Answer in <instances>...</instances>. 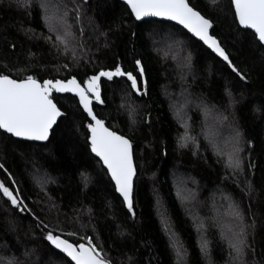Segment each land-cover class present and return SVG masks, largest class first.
Instances as JSON below:
<instances>
[{
	"label": "trees",
	"instance_id": "16d2710c",
	"mask_svg": "<svg viewBox=\"0 0 264 264\" xmlns=\"http://www.w3.org/2000/svg\"><path fill=\"white\" fill-rule=\"evenodd\" d=\"M49 1L69 8L80 2ZM190 2L214 20L212 34L248 75L247 81H240L222 59L178 25L154 19L138 22L122 0H87L79 20L70 13L68 46L55 42L37 0H31L30 10L24 0L20 6L15 0H0V68L11 70L13 78L76 76L83 84L88 76L120 64L140 80L134 63L140 59L147 82V95H138L127 78H104L105 103L93 105L106 126L133 141L135 218L91 152L89 118L77 98L53 95L67 116L45 144L18 140L0 130V181L19 189L31 209L19 213L0 193V261L73 264L45 239L52 230L73 243L91 237L112 264H240L217 226L216 215L220 218L226 206L218 200L224 197L239 205L245 225L254 222L247 228L246 264H264V49L257 48L252 31L238 25L230 0H218L214 6L209 0ZM167 35L184 43L190 69L158 50L156 39ZM140 86L145 87L143 81ZM226 87L236 103H229ZM203 104L215 119L228 123L231 136L234 129L241 133L243 167L235 174L204 137ZM187 130L195 147L181 146ZM248 182L255 189L251 195L246 194ZM40 220L43 224L37 227ZM200 238L208 242L207 255ZM174 242L184 250L181 260Z\"/></svg>",
	"mask_w": 264,
	"mask_h": 264
},
{
	"label": "snow or ice",
	"instance_id": "6c2138e0",
	"mask_svg": "<svg viewBox=\"0 0 264 264\" xmlns=\"http://www.w3.org/2000/svg\"><path fill=\"white\" fill-rule=\"evenodd\" d=\"M15 2L17 6H20V0H15ZM86 3L87 0H80L79 3L73 2L70 8L67 4L49 5L45 2L39 4V7L43 10L42 18L48 24L49 31L57 33L55 42L65 43L66 46L65 35L60 34L61 29L69 27L67 21L70 13L73 14L76 20L81 18ZM217 3L218 0H209L210 6ZM126 4L137 21H143L145 17H162L182 25L183 28L207 45L218 57L222 58L240 81L244 82L249 79L248 75L233 63L230 52L221 43L220 39L211 34L210 30L214 27V20L202 14L201 10L194 6L190 0H126ZM230 4L234 8L233 15L238 25L253 30L257 48L264 49V0H230ZM23 6L26 10H30L32 7L31 0H24ZM52 9H55L56 17L51 15ZM47 39L51 40V37ZM134 63L140 80L133 72L125 71L120 64H116L114 69H101L96 74L88 76L83 84L77 80L76 76L66 79H43L38 78L36 75L13 78L11 70L6 71L4 68H0V130L17 138L47 141L53 126L58 123V118L67 116V113L62 110V106H58V103L54 101L52 93L75 94L80 108L89 118L86 128L90 133L88 141L91 152L99 158L106 168L107 174L114 184L115 191L122 197V202L132 218L136 217L134 182L137 176V169L133 161V141L128 136L106 126L105 120L94 111L93 102L105 103L101 95L100 82L102 77H106L108 80L113 77H127V80L130 81V87L135 93L147 95V82L144 80L145 69L142 61L136 59ZM141 81L145 84L144 88L140 86ZM225 92L229 97V103H236L231 90L226 87ZM223 119L226 120L227 117H223ZM233 138L235 147L228 156V167L235 174L243 167V158L240 155L242 137L238 129H234ZM190 140L193 147H195L196 141L185 132L180 137L181 146L188 147ZM3 168L4 165L0 164V169ZM224 179H229V176L226 175ZM246 189L247 195H251L255 191L250 182L246 184ZM0 193L7 198L11 206L19 213L31 212L28 205L24 203V198L21 196L19 189H12L0 181ZM52 207L54 208L55 205L53 204ZM230 207L233 210L238 229L230 234V247L235 252L233 259L238 260L240 264H246L244 260L245 250L250 247L247 242V228L253 227L254 222L251 225H245L244 213L239 205L231 204ZM33 215L35 214L33 213ZM36 219L39 220V217H36ZM41 224H43L42 220L39 221L37 227ZM43 226L44 228L48 227L46 224ZM164 228L169 233V239L174 241V233L171 232L166 218H164ZM70 235H75V233ZM45 239L56 249L61 250L70 257L75 264H112L103 247L94 243L91 237H84L83 239L86 241L84 243H72L49 230L46 232ZM173 246L177 251L178 259L182 258L185 255L182 247L175 242ZM201 251L205 255L208 254V242L206 240L201 243ZM15 264H19V262H15Z\"/></svg>",
	"mask_w": 264,
	"mask_h": 264
},
{
	"label": "rangeland",
	"instance_id": "374dc122",
	"mask_svg": "<svg viewBox=\"0 0 264 264\" xmlns=\"http://www.w3.org/2000/svg\"><path fill=\"white\" fill-rule=\"evenodd\" d=\"M37 1L39 2V4L41 2H45V3L52 5V3L49 0H37ZM53 10H55V9H53ZM51 15L53 17H56L57 13L55 12V14H51ZM52 32L57 35L56 32H54V31H52ZM60 34L65 35L66 46L70 45L69 32L67 30V27L62 28ZM171 38H172L171 35L170 36L167 35L163 39H156V44H157L158 50L161 51V53L163 54V56L165 58H168L172 61H179L182 65L181 66L182 69L183 68L186 70L190 69L191 56L188 54V51L185 50L184 43L178 42V40L176 38H172V39ZM62 44L65 46V43H62ZM189 58H190V66H189ZM185 104H187L188 106H191V105L193 106V104L190 102V100H186ZM201 106L204 108V110H202V111H203V115H204L205 120H206L205 121L204 137L208 140H211L210 143L215 148L216 152L218 154H220L221 156H223L228 163V156L233 152V149L235 147L234 138H233V136H231V129L228 127V123L224 124L225 121H222V120L220 121L219 119H215V114L213 115L208 109H206L207 106H205L204 104ZM217 121L220 123L219 126H218ZM185 122L188 123L187 121H185ZM187 128H189V127H187ZM187 134L192 137L191 132H189V130H187ZM188 143L190 144V143H192V141L190 140ZM42 181H43V179H42ZM42 181H40V183H42ZM183 183H184V181L182 183L180 181V184H183ZM180 188H181V191H182V189H184L181 186H180ZM184 194H186V193H184ZM195 196H196V193L194 192V198H195ZM220 200L223 201L226 206L223 207L222 215L220 216V218H219V216L217 217V215H216L217 222H218V225L217 224L216 225L219 228V232L221 233L222 238L225 239L228 246L230 247V234L235 232L234 228L236 227V223H237L235 220V217L233 215V210L230 207V205L233 204V202L228 200V198H225V200H224V197L219 198L218 201H220ZM186 201H187V199H186ZM213 213H214V211H213ZM193 214L194 213L191 212V215H193ZM214 216H215V214H214ZM218 218L222 219V221H218ZM200 243H202V238H200ZM175 251H176V249H175ZM176 253H177V251H176ZM180 260H181V258H180ZM0 264H14V261L9 260V259H3L0 261Z\"/></svg>",
	"mask_w": 264,
	"mask_h": 264
},
{
	"label": "water",
	"instance_id": "95a60500",
	"mask_svg": "<svg viewBox=\"0 0 264 264\" xmlns=\"http://www.w3.org/2000/svg\"><path fill=\"white\" fill-rule=\"evenodd\" d=\"M123 1V3L127 6V4H126V0H122ZM129 8V7H128ZM130 9V8H129ZM130 11H131V9H130ZM134 17V16H133ZM135 18V17H134ZM151 19H154V20H159V21H166V22H171V23H174V24H176V25H178L179 27H181V28H183V26L182 25H179L178 23H176L175 21H171V20H168V19H166V18H162V17H145L144 19H143V21L144 20H151ZM136 20V19H135ZM138 22H142V21H138ZM241 27V26H240ZM241 28H243V27H241ZM184 30H186L191 36H193L196 40H198L199 42H201V43H203L202 41H200L199 40V38H197V37H195L192 33H190L187 29H185V28H183ZM243 29H245V28H243ZM212 30L213 29H211L210 30V32H211V34H212ZM247 30H250V31H252L253 32V30H251V29H247ZM204 44V43H203ZM205 45V44H204ZM206 47H207V45H205ZM208 48V47H207ZM209 49V48H208ZM210 51H212L211 49H209ZM213 52V51H212ZM214 53V52H213ZM215 54V53H214ZM216 55V54H215ZM217 56V55H216ZM220 58V57H219ZM220 59H222V58H220ZM121 77H124V76H121ZM104 78H106V77H102L101 78V81H102V79H104ZM117 78H119V77H117ZM125 78H127V77H125ZM107 79V78H106ZM145 80V79H144ZM101 83V82H100ZM54 94H56V95H60V96H64V95H71V96H73V97H75V94H73V93H57V92H53L52 93V95H54ZM101 95H102V91H101ZM78 99V98H77ZM94 104H98L97 102H93V105ZM100 105V104H99ZM62 118V117H61ZM61 118H58V121L61 119ZM55 126L56 125H54L53 126V129L50 131V135H49V139L47 140V141H35V140H27V139H24V138H17V137H14V136H12L11 134H8V133H6V132H4L3 130H2V132H4V133H6V134H8V135H10V136H12V137H14L15 139H18V140H23V141H28V142H36V143H41V144H45V143H47L49 140H50V137H51V134H52V131L54 130V128H55ZM93 155L95 156V154L93 153ZM96 157V156H95ZM96 158H98V157H96ZM98 160H99V158H98ZM133 161H134V164H135V160H134V153H133ZM101 162V161H100ZM102 163V162H101ZM103 165V164H102ZM104 167V166H103ZM105 168V167H104ZM106 169V168H105ZM136 179V178H135ZM135 183V182H134ZM119 195V194H118ZM120 196V195H119ZM121 197V196H120ZM122 198V197H121ZM62 236V238H64V239H67V238H65L63 235H61ZM70 241V240H69ZM71 242V241H70ZM73 243V242H72ZM55 250H57L58 252H60L61 254H63L66 258H68L73 264H75V262L74 261H72L71 260V258L70 257H68L65 253H63L61 250H59V249H56L53 245H51Z\"/></svg>",
	"mask_w": 264,
	"mask_h": 264
}]
</instances>
